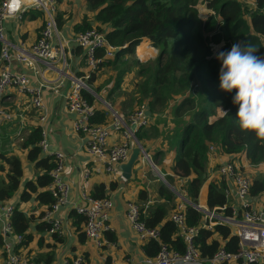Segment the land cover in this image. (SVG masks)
<instances>
[{"label": "trees", "instance_id": "obj_1", "mask_svg": "<svg viewBox=\"0 0 264 264\" xmlns=\"http://www.w3.org/2000/svg\"><path fill=\"white\" fill-rule=\"evenodd\" d=\"M248 1L84 0L86 12L72 25L73 34L95 26L116 46L113 57L102 61L86 79L87 84L92 87L96 73L103 66L120 64L113 84L106 90L109 95L121 88L124 76L130 72L128 62L123 61V57L135 55L136 46L143 39L158 47L150 66L141 65L139 69V73L145 72L144 77L135 81L127 99H118L119 105L122 109L132 110L139 104L149 111L152 122L135 132V137L140 142L160 138L161 143L168 139L173 149L172 162L168 172L163 168L161 170L173 186L174 176L187 178L183 185L184 191L180 190L190 201L185 204V221L188 226H197L194 245L204 258L211 257L220 247L236 251L238 237L227 223L216 222L211 227L202 226L204 212L193 203L198 202L203 184L207 182L205 204L209 209L237 216L242 211L239 207L233 212L232 202L225 192L228 184L224 177L212 175L208 179L209 146L213 145L221 154L244 157L252 165L264 163V140L257 138L254 132L239 127L236 117L238 105L232 103L235 89L232 92L220 89L221 61L216 59L217 51H228L237 42H242V47L254 45L258 49L254 54L264 57V0ZM29 11L32 12V18L40 15L35 10ZM63 14L64 12L57 14L59 27L66 20ZM1 47L0 42V51ZM136 63L139 61L134 57V64L137 65ZM94 90L98 92L99 88ZM81 92L94 105L93 121L105 122L107 111L100 106L101 102L89 90L82 89ZM185 92L187 95H183L171 107L172 116L177 121H174L176 129L173 133L169 127L155 120V115H161L168 109L172 97ZM220 108L227 110L229 114L222 116ZM41 136L39 124L23 127L18 139L20 147L25 150L24 157L12 151H0V200L13 199L9 221L13 231L22 234V243L25 244L33 241L34 232L40 234L47 231L50 223L41 219V216L56 198L49 188L54 160L52 155L41 151ZM162 146L164 148H155L150 153L156 164L168 144L163 143ZM143 147L149 152L147 145ZM23 158L31 163L33 176L23 178ZM241 168L244 172L249 171L242 166ZM250 174L249 196H258L264 192V171L255 170ZM118 185L117 179L108 184L96 183L91 187L90 195L107 196ZM155 194L159 201L149 204L144 212L149 193L145 186L137 191L136 198L141 202V219L147 226H157L159 230L157 238H149L144 242L143 251L145 255L154 256L164 244L171 250L182 252L185 242L169 217V210L174 206L177 194L160 179L157 181ZM31 202L33 205L30 208L27 204ZM69 217L79 240L84 241L85 233L81 231L84 216L72 208ZM107 235L113 238V234ZM50 237L51 241L46 244L50 249L33 257L36 264H50L54 253L52 246L64 240L63 235L57 233H51ZM38 239L42 244L43 236H38Z\"/></svg>", "mask_w": 264, "mask_h": 264}, {"label": "built area", "instance_id": "obj_2", "mask_svg": "<svg viewBox=\"0 0 264 264\" xmlns=\"http://www.w3.org/2000/svg\"><path fill=\"white\" fill-rule=\"evenodd\" d=\"M58 1L24 0L21 9L14 15H9V0L0 1V42L2 43L0 51V116L7 120L16 118L15 113L5 111L1 107L2 95L5 91L13 89L29 94L30 103L38 115L37 124L41 127L42 136L39 141L41 151L52 155L54 160V165L50 170L51 183L49 188L55 193L56 198L41 216V219L50 223L47 229L48 234L62 233L63 220L58 211L60 206L66 202L70 189L69 182L62 175L66 157L61 150H51L47 140V131L44 126V122L47 119L43 96L45 82L40 81L36 85L31 84L30 78L25 72H14L10 69L11 60L15 59L25 64L36 74L42 72L41 67L44 70L55 71L58 77L56 85L50 87L52 90H57V86L62 85V77L70 78V83L65 93L66 108L74 115L72 125L74 131L86 138L85 149L92 162L91 166L86 168L83 173L84 179H87L92 173H102L110 176L119 175L124 179L119 165L129 158L134 146L135 132L140 127H145L152 122V118L145 106L134 108L124 116L104 99H101V107L107 111V120L103 123L93 121L94 105L82 96L81 91L82 89H87L96 98L98 97L87 84L86 79L102 61L113 57L116 46L110 43L105 33L95 26L75 32L72 38L73 42L79 45L82 50L85 59V72L79 76L74 75L68 68L69 44L65 41L64 37H56V9ZM30 7L39 9L42 12V26L39 34L30 44L29 49L12 51L10 49V42L6 38L4 21L6 18L19 17ZM18 117L21 120L22 114H19ZM114 128L119 130L121 139L112 142L111 136ZM214 149L215 147L210 145L208 151L212 152ZM143 157L148 158L147 154ZM212 175H216L217 177L222 176L234 185L238 209L240 207L242 210L240 215L218 213L214 209H209L205 203H200V200L193 203V205L204 212L202 226L211 227L216 222L230 224L233 228L232 232L238 237V249L231 252L224 247H220L211 257H201L194 245V235L197 232V226H188L185 221L184 209L188 201H186L182 192L177 188L175 190V186H173L180 200L173 206L169 217L178 227L185 242V249L179 252L171 250L163 244L156 255L145 256L146 263L183 264L201 261L203 264H219L225 261H235L238 264H258L259 262H264V205L257 208L251 207L249 201L250 175L244 172L241 166L233 159H225L223 162H219L212 169L210 176ZM183 179V182H185V178ZM226 191L229 194L228 190ZM81 195L86 201L83 205L77 206L76 211L84 216L82 229L86 237L91 239L98 247L104 244L114 245V241H109L104 237V231L110 229L107 223V216L112 206L111 198L109 196L93 197L87 189L82 190ZM12 201L13 199L7 201L0 200V222H3L2 231L3 233L14 235L16 241H22V234L15 233L9 221L13 209ZM232 207L233 212L238 210L236 207ZM26 214H28V210ZM140 214L139 204L135 200L129 201L127 203L126 215L132 230L144 241L149 238H157L159 235L158 227L147 226L144 220L141 219ZM6 248V264H36L32 257L20 250L11 249L9 244H7ZM83 260V256L77 254L64 258L60 264H82ZM121 264L139 263L135 258L129 257Z\"/></svg>", "mask_w": 264, "mask_h": 264}, {"label": "crops", "instance_id": "obj_3", "mask_svg": "<svg viewBox=\"0 0 264 264\" xmlns=\"http://www.w3.org/2000/svg\"><path fill=\"white\" fill-rule=\"evenodd\" d=\"M81 1L84 2V0ZM65 4L66 0H59L57 3L56 14L64 12L63 16L66 20L61 27H59L57 21L56 37H64L65 41L69 44L68 68L73 72L74 75L79 76L85 72V59L79 45L73 42L72 25L75 21L81 19L82 15L86 12V9L82 15H80L79 12L76 15L71 16L66 13L68 7H66ZM30 9L40 12V15L32 18V12L29 11ZM88 15L90 14L88 13ZM42 17V12L39 9L30 7L17 18L5 19V34L6 38L10 42V49L12 51L18 49H29L30 44L38 36L39 27L42 24ZM10 69L14 72H25L30 78V83L33 85H36L40 81L45 82V86L43 87V96L47 119L44 122V126L47 131V140L51 150H61L66 157L62 175L69 182L70 189L66 202L60 206L58 211V214L61 215L63 220L62 233L60 234L63 235L64 240L63 242L52 246L54 253L53 260L50 264H60L64 258H69L77 254H81L83 256L84 260L82 264H121L129 257L135 258L139 264H148L145 262L146 255L143 251V244L145 241L138 237V235L132 230L127 218V203L129 201L135 200L141 207V202L138 201L136 197L138 189L143 186L147 188L149 193L148 200L144 204V212L149 204L159 201L155 191L158 179L162 181L163 179L160 177L158 172L162 173L164 176V172L161 170V168L168 172L169 165L172 161L169 163V165H165V162L163 159H161L162 152L156 164L153 160H151L152 158H150V153H152V151L146 152L140 155L139 161L133 166L132 174L129 179H123L119 175L110 176L102 173H92L91 176H89L87 179H84L83 173L86 168L91 166L92 162L85 149L86 138L74 131L72 126L74 115L66 108L65 93L69 86L70 78L62 77V85L57 86V90H52L50 87L56 85V79L58 77L55 71L44 70V68L41 67L42 72L36 74L30 67L16 61L15 59L11 60ZM81 72L82 74H79ZM117 101L118 105H115L116 108L122 115L126 116L130 110L127 108H120L119 100ZM169 104H171V102ZM1 107L5 111L15 113L16 118L7 120L0 116V151L8 150L16 152L21 157H24L25 150L20 147V140L18 139V136L23 127L28 128L38 123V115L35 108L30 103L29 94L21 93L13 89L5 91L2 95ZM147 112L149 113V111ZM19 114H22L21 120L18 117ZM120 139L121 134L119 130L114 128L111 141H119ZM134 140L133 143L136 145V141ZM149 142H152L151 139H144L143 142H141L142 145H147V150H151L152 146L155 144L152 143V145H149ZM166 149L169 148L167 147ZM170 150L173 149L170 148ZM145 154H147L148 158L143 157ZM148 159L149 161L151 160V164H149ZM225 159H233L236 161V163L242 166L244 170L248 169L249 171H245L248 175H251L250 173L254 171L253 168L250 169V166L253 165L246 158L221 154L218 153L216 149H214L212 152L208 151V179L212 169L219 162H223ZM26 162L27 167H24L23 178L33 176L31 163L27 160ZM151 165L155 169H153ZM174 178L175 190L177 187V189H181L187 178L178 176H174ZM183 178H185V182H183ZM113 179L119 180V185L117 188L111 190L107 195L112 200V206L109 209L107 216V223L109 224L110 229L104 231V237L109 241H114L115 244H104L101 247H98L91 239L87 238L86 235L84 241H80L77 236V232L75 231V227L72 224V219L69 217L70 209L74 208L76 210L77 206L83 205L86 201L81 195L82 190L87 189V191L90 193L91 187L96 183L104 182L108 184ZM225 180L228 184L225 192L228 190V196L230 198V202H232V206L238 208L234 185L228 179L225 178ZM206 186L207 182L203 184L198 198L200 203L203 204L205 203L207 191ZM178 200H180L179 196H177L174 200V205ZM249 201L251 207H262L264 205V192L258 196L250 195ZM32 205V202L27 204V206H30V208ZM172 209L173 207L169 210V213ZM2 226L3 222H0V264H6L5 256L7 254V244L10 245L11 249L20 250L32 258L37 254L50 249V247L46 246V244L51 241L50 234H48L47 231L41 232L40 234L38 232H34L35 236L33 241L25 244L22 243V241H16L15 236L11 233H3ZM81 231H83L82 225ZM108 233H110V235L113 234L112 239L107 235ZM40 235L43 236L42 244H40L41 242H39L38 239V236ZM262 263L264 262H259L258 264ZM188 264L203 263L201 261H192ZM219 264L238 263L235 261H225Z\"/></svg>", "mask_w": 264, "mask_h": 264}, {"label": "clouds", "instance_id": "obj_4", "mask_svg": "<svg viewBox=\"0 0 264 264\" xmlns=\"http://www.w3.org/2000/svg\"><path fill=\"white\" fill-rule=\"evenodd\" d=\"M23 3L24 0H9V15L17 13ZM257 50L254 45L242 47V42H237L228 51H217L216 59L221 61L220 89H235L232 103L238 105L239 127L264 140V57L255 55ZM220 111L222 116L229 114L222 108Z\"/></svg>", "mask_w": 264, "mask_h": 264}, {"label": "rangeland", "instance_id": "obj_5", "mask_svg": "<svg viewBox=\"0 0 264 264\" xmlns=\"http://www.w3.org/2000/svg\"><path fill=\"white\" fill-rule=\"evenodd\" d=\"M243 1H246L247 3L249 2L248 0H243ZM65 5H66V7H68L66 13L70 14L71 16L76 15L79 12H80V15H82V13L85 12V9H86L84 7V2H82L81 0H73V1H71V0L67 1L66 0V4ZM140 46H143L142 48H147V49H144V50H146L148 53L145 52L144 55L141 56L139 54L137 48H136L135 49V55H131L130 54V55H126L125 57H123L122 60L128 62V66H129V71L130 72L127 73L124 76V81H123V83L121 85V88L117 89L116 91H114L111 95H109V92H106V90L113 84V79H114V77H115V75L117 73V70L120 67V64L112 63V64H109V65H105V66L102 67L101 70H99L96 73V78L94 80V83H93L92 87L94 89L99 88V90H98V92H96L92 87L91 88H92V90H94L98 94V97L96 98L97 101L102 102L101 99H104L106 102L110 103L113 108L117 109L116 106H115V105H118L117 104L118 103L117 100L118 99H120V100L121 99L122 100L123 99H127L130 96V90L132 89L133 84L135 83V81L136 80L140 81L144 77L143 76L145 74L144 71L139 73V69H141V65H149L150 66L153 57L158 52V47L152 45L150 43V41L147 40V39L146 40L143 39L141 41V43H140ZM153 49H155V50H153ZM140 56H141V58H140ZM134 57L138 58L139 63L138 64L136 63L137 65L134 64ZM186 93L187 92L182 93V94H177L174 97H172L169 100V103L171 102V104L168 107V109H166L164 112H162L161 115H155V120H158L159 123H161L165 127H169L170 130H173V133L175 132L174 129H176L174 123L177 122V121L172 116L171 107L183 95H187ZM135 106L141 107V106H139V104H137ZM137 107H135V108H137ZM117 111L119 112L118 109H117ZM170 126H172V127L174 126V128H172V127L170 128ZM13 130H15V129H13ZM0 141H1V138H0ZM154 141H156L155 144L152 146L151 150H148V151L149 152H151V151L153 152L155 150V148H159V147H163L164 148V146H162V144L163 143H167L169 149H164V152L161 155V159H163V161L165 162V165H169V163L172 161L171 157H172V154H173V150H170L171 146L169 145L168 139L166 138L164 140V142L162 141L160 143V138L159 139L153 138L152 142H149L148 144L152 145V143H154ZM145 151H146V149H145ZM150 158H151V156H150ZM148 161H149V159H148ZM23 163H24V167L26 168L27 167V162H26V159H24V158H23ZM149 164H151L150 161H149ZM252 168L254 169V171L255 170H261V172H263L264 171V163H260V164H256V165L250 166V169H252ZM153 169H155V168L153 167ZM180 190L184 191L183 190V186L181 187V189H179V191ZM175 193L177 194V192H175ZM177 196H178V194H177ZM188 263H190V262H187V263H184V264H188Z\"/></svg>", "mask_w": 264, "mask_h": 264}, {"label": "water", "instance_id": "obj_6", "mask_svg": "<svg viewBox=\"0 0 264 264\" xmlns=\"http://www.w3.org/2000/svg\"><path fill=\"white\" fill-rule=\"evenodd\" d=\"M93 92L96 93L94 90H93ZM96 95H98V94L96 93ZM135 141H136V145H134L132 147V150L130 152L129 158L127 159V161H125V162H123V163H121L119 165V169H120L121 175L125 179H129L131 177L133 166L135 165V163L140 158V155L143 154V153H146L145 148L143 147L142 143L136 137H135ZM158 174L163 179V182L170 189L174 190V187L166 181V179L164 178L163 174L160 173V172H158ZM186 201L190 202L187 198H186Z\"/></svg>", "mask_w": 264, "mask_h": 264}, {"label": "bare ground", "instance_id": "obj_7", "mask_svg": "<svg viewBox=\"0 0 264 264\" xmlns=\"http://www.w3.org/2000/svg\"><path fill=\"white\" fill-rule=\"evenodd\" d=\"M140 43H141V42H140ZM142 47H143V46H140V45L137 46V50H138V52H139V51H142V52H139V54H140L141 56H143L145 52L148 53L146 50H144V49H147V48H142ZM146 47H147V46H146ZM141 56H140V58H141Z\"/></svg>", "mask_w": 264, "mask_h": 264}]
</instances>
